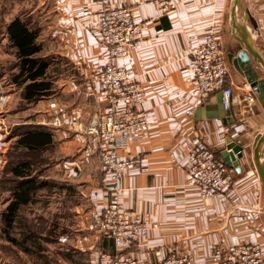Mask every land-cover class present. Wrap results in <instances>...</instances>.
<instances>
[{"label": "crops", "instance_id": "1", "mask_svg": "<svg viewBox=\"0 0 264 264\" xmlns=\"http://www.w3.org/2000/svg\"><path fill=\"white\" fill-rule=\"evenodd\" d=\"M60 1V6L54 0L38 1L37 5L43 7L45 42L54 44L52 54L62 65L54 71L56 74L51 73L60 89L58 99H52L56 95L45 99L49 107L44 110L46 116L34 122L37 124L45 123L51 110L53 114L79 111L84 118L86 108H90L85 102L104 108L95 92L96 74L106 57V51L96 42L98 5L95 0ZM108 1L113 7L122 2ZM127 2L133 21L147 23L150 28L128 57L116 63L136 72L147 94L146 110L152 126L147 134L146 156L128 168L120 182L121 201L124 210L136 213L150 227L158 224V228H151L147 239L133 243L122 253L139 264H158L189 251L197 264H211V250L218 243L260 244L264 249V185L253 164L254 142L264 133V110L258 101L253 112L246 114L244 104L235 102L230 110L233 115L227 120L196 118L199 108L217 103L220 92L202 103L189 93L184 82L190 53L202 44L204 34H219L226 55L237 44L230 15L233 0H176L177 7L171 13H163L154 0ZM243 5L245 14L239 12L242 16L239 14L238 22L246 21L264 56V0H244ZM229 67L234 97L239 101L247 80ZM189 109L195 111L193 118L186 116ZM199 138L222 162L221 153L229 138L243 147V172L231 169L235 179L230 191L202 198L199 190L188 184L189 154ZM56 139L59 150L54 168L78 196L75 227L59 241L85 254L88 264H106L101 255L114 254L115 247L110 238L91 231L88 215L109 203L110 183L100 172L96 155L75 168L80 154L72 134L60 130ZM8 144L7 138L1 140L0 151L5 152Z\"/></svg>", "mask_w": 264, "mask_h": 264}, {"label": "built area", "instance_id": "2", "mask_svg": "<svg viewBox=\"0 0 264 264\" xmlns=\"http://www.w3.org/2000/svg\"><path fill=\"white\" fill-rule=\"evenodd\" d=\"M127 1L122 0L120 6L113 7L108 0H95L98 5L96 42L106 51L105 63L96 74L95 92L101 97L104 108L87 123L83 122V114L79 111H59L43 123L52 126L56 133L65 130L75 138L80 154L76 169L96 155L100 172L108 178L111 187L109 203L88 215L91 231L110 238L115 247L114 254L101 255L106 264H139L135 258L123 254V250L147 239L151 228H158V224L150 227L136 213L124 210L121 201L120 182L126 170L146 156L147 134L152 126L146 110L147 94L137 81L136 72L116 63L128 57L129 51L140 44L150 28L147 23L133 21ZM154 2L163 13H171L177 7L176 0ZM54 3L61 5L60 0H54ZM221 41L220 35L214 31L204 34L202 44L190 53L184 82L189 93L202 103L220 92L225 111L240 102L244 104V112L250 114L258 96L246 82L241 87L244 91L241 100L234 97V83L230 82L229 62ZM4 94L0 84V141L9 135L2 112ZM194 114L193 109L186 111L189 118ZM5 161V152L0 151V168ZM187 173L188 184L197 188L202 198L228 192L234 185V171L200 138L191 148ZM210 259L211 264H264V249L260 244L224 246L218 243L212 247ZM196 262L191 252L183 251L158 264Z\"/></svg>", "mask_w": 264, "mask_h": 264}, {"label": "rangeland", "instance_id": "3", "mask_svg": "<svg viewBox=\"0 0 264 264\" xmlns=\"http://www.w3.org/2000/svg\"><path fill=\"white\" fill-rule=\"evenodd\" d=\"M38 1L42 2V0H0V84L5 93L2 112L5 125L10 130H14L16 126H28L30 123L32 124L40 120L43 115L46 116L44 110L49 107V103L45 100L46 102L43 103L28 105L21 100L20 89L11 85L9 78L14 72L12 69L14 56L12 51L6 47V25L16 17L31 19V22L40 28L38 37V41L42 44L40 56H49L50 59L53 58L54 64L50 69V73L53 72L56 74L54 71L62 66L60 65L58 56L54 57L52 54L54 44L49 41L45 42L46 32L44 29L43 7H37ZM239 14L242 16L241 13ZM56 87L59 89L58 85ZM56 97L52 99H56ZM85 103L87 107H90L89 109L86 108L87 114L83 118V122L87 123L100 112L102 107L96 108L91 104L92 102ZM53 112L52 110L50 111L51 116L54 115ZM7 140L9 144L5 150V156L10 155L11 147L15 139L8 135ZM54 156V154L45 153L43 158L48 160L55 158ZM57 157L58 155H56ZM44 162L47 163V161ZM8 164L9 159L6 157V161L0 170V173L4 170L2 171L3 174H0V178L3 180V183H0V194L2 193L0 197V201L2 200L0 213L9 202L8 197L10 196L9 192L12 186L9 181L11 176L8 173ZM45 167L46 164H38L33 168L34 170H41L42 172L45 170L42 179H54L57 183H53L52 186L57 185L52 189L39 190L35 197L36 204L26 206L20 210L19 221L21 224L29 226L32 229L35 235L34 246L28 243L26 245L28 251H24L17 243L9 242L2 234L4 226L2 225L0 217V264H88V262H85V254L75 250L74 247L69 245L70 243H61L59 241L61 235H69L75 227L74 208L78 203V196L73 189L68 188L66 185L65 187L60 186L63 181H61L55 169L50 171L46 170ZM84 186H87V184L85 183ZM21 224L14 228L11 233L16 242L21 241L19 235L20 229L22 228Z\"/></svg>", "mask_w": 264, "mask_h": 264}, {"label": "trees", "instance_id": "4", "mask_svg": "<svg viewBox=\"0 0 264 264\" xmlns=\"http://www.w3.org/2000/svg\"><path fill=\"white\" fill-rule=\"evenodd\" d=\"M39 32L40 28L32 23L31 19L21 17L14 18L6 25L5 30L6 47L12 51L14 56L12 63L14 72L10 75V83L20 89V98L28 105L37 104L41 100L58 96L60 93L56 87V77L50 73L54 64L53 58L40 56L42 44L38 41ZM10 136L15 139L10 155L6 156L9 159L8 173L11 176L9 181L12 186L8 197L9 202L0 213L4 226L2 234L9 242L17 243L24 251H28L26 245L31 243L34 246L35 235L29 226L21 224L19 221L20 210L36 204L35 197L39 190L52 189L57 185L52 186L53 183H57L54 179H42L45 170L37 171L33 167L38 164H46V170L55 169L59 143L56 139V130L43 123L16 126L14 130L9 129ZM45 153L54 154L55 158L45 160L43 158ZM0 183H3L1 178ZM65 185L71 188V185L65 182H61L60 186L65 187ZM18 223L22 226L19 232L21 241L16 242L11 233L19 225Z\"/></svg>", "mask_w": 264, "mask_h": 264}, {"label": "water", "instance_id": "5", "mask_svg": "<svg viewBox=\"0 0 264 264\" xmlns=\"http://www.w3.org/2000/svg\"><path fill=\"white\" fill-rule=\"evenodd\" d=\"M244 0H233L231 6V21L236 30L235 40L237 44L227 54V59L232 69L244 77L251 84L258 96L264 110V56L260 52L257 43L249 32L246 21L240 24L239 12L245 14ZM207 112V116L204 113ZM232 111H225L222 104V93L219 94L217 103L201 107L196 112V118L229 119ZM224 164L234 169L238 174L243 172L240 161L243 159V147L231 138L227 140L226 149L221 153ZM253 164L264 185V133L257 136L254 142Z\"/></svg>", "mask_w": 264, "mask_h": 264}]
</instances>
